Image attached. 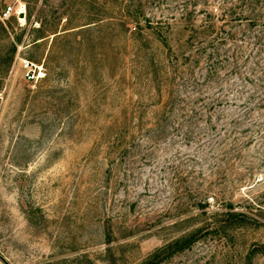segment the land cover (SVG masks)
<instances>
[{"label":"rangeland","instance_id":"rangeland-1","mask_svg":"<svg viewBox=\"0 0 264 264\" xmlns=\"http://www.w3.org/2000/svg\"><path fill=\"white\" fill-rule=\"evenodd\" d=\"M233 1L0 0L2 55L22 39L0 58V264H142L199 228L159 264H264V52L224 43L196 86L157 32L176 47L183 11ZM199 96L222 102L179 125Z\"/></svg>","mask_w":264,"mask_h":264},{"label":"trees","instance_id":"trees-1","mask_svg":"<svg viewBox=\"0 0 264 264\" xmlns=\"http://www.w3.org/2000/svg\"><path fill=\"white\" fill-rule=\"evenodd\" d=\"M217 11L219 12H215L213 9L207 7L204 11L205 15L199 19H197L193 11H183L181 13V23H184L183 29L187 32V38L176 47L171 43L169 35L157 31L162 43L167 47L168 53L173 54L177 60L184 59L187 68L191 69L190 83L192 85L198 86L209 80L217 82L220 78L219 65L226 59V52H223L222 44L229 42L232 45V49H234L232 59L235 60L239 52H245L242 48L244 45L240 44L245 40L243 35L246 36L248 32H250L248 37L253 40L254 45H257L260 52H264V0H237L229 4L222 3ZM31 13L30 10V16ZM232 21L238 22L242 27L240 31L234 29L236 25L233 27L229 26ZM38 30L41 31V36L38 38H43L48 31L54 34L57 33L58 26H53L48 30L40 25ZM21 40L19 37L16 41H13L3 55L0 51V58L5 55V62L8 68L11 66L17 53V43ZM196 66H204L203 69L206 73H201L197 76L195 73ZM177 99L182 104L180 105L182 108L175 115L177 120H179L177 121L179 125H185L187 122L191 123L195 118H203L210 109L222 102L221 96L211 101L202 96L191 97V102H186L180 97ZM199 102L201 103L199 104ZM172 112L164 111L162 121H167ZM196 205L199 208L206 207L202 201L197 202ZM225 214L239 218L244 216L241 212H232L230 210ZM201 234L202 229L199 228L182 238L174 240L167 246L168 248L164 247L156 250L142 264H159L165 258L166 252L169 251V254L170 252H179L190 248L200 238Z\"/></svg>","mask_w":264,"mask_h":264},{"label":"built area","instance_id":"built-area-1","mask_svg":"<svg viewBox=\"0 0 264 264\" xmlns=\"http://www.w3.org/2000/svg\"><path fill=\"white\" fill-rule=\"evenodd\" d=\"M13 12H14V10H13V7L12 6H8L7 8H6V10L4 11V15L6 16V17H9L11 14H13ZM25 65L27 66V67H29V66H31L30 67V71L28 72V77H29V79H34V78H39V77H41V74H42V71H41V69H40V66H38L37 68L39 69V71H38V74H36V69L34 70L33 68H32V66H34V63L33 62H30V61H26L25 62ZM33 70H34V72H33ZM32 71V72H31Z\"/></svg>","mask_w":264,"mask_h":264}]
</instances>
